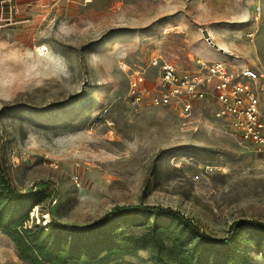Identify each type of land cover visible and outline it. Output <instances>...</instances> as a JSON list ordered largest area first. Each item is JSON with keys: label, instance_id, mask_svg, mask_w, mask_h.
<instances>
[{"label": "rangeland", "instance_id": "374dc122", "mask_svg": "<svg viewBox=\"0 0 264 264\" xmlns=\"http://www.w3.org/2000/svg\"><path fill=\"white\" fill-rule=\"evenodd\" d=\"M260 1L258 21L251 0H95L28 39L1 30L4 164L19 191L47 197L30 224L53 218L84 227L140 205L178 210L214 239H232L236 221L264 222V155L214 119L209 105L184 117L126 97L133 71L144 73L145 90L156 87L149 65L160 56L189 71L198 59L251 67L264 99ZM244 246L243 264H264L261 250ZM111 264L152 263L139 251Z\"/></svg>", "mask_w": 264, "mask_h": 264}, {"label": "trees", "instance_id": "16d2710c", "mask_svg": "<svg viewBox=\"0 0 264 264\" xmlns=\"http://www.w3.org/2000/svg\"><path fill=\"white\" fill-rule=\"evenodd\" d=\"M46 198L40 191L22 193L14 186L0 136V233L27 264H111L139 251L152 264H243V242L264 253V222L236 221L232 239H214L169 207L116 208L84 227L53 218L44 226L30 224L33 209Z\"/></svg>", "mask_w": 264, "mask_h": 264}, {"label": "built area", "instance_id": "2783aa9c", "mask_svg": "<svg viewBox=\"0 0 264 264\" xmlns=\"http://www.w3.org/2000/svg\"><path fill=\"white\" fill-rule=\"evenodd\" d=\"M92 0H83L84 4ZM255 20L261 18L259 0H253ZM16 0H0V31L15 28L29 21L18 18ZM53 21V20H51ZM256 32L246 38L253 42ZM192 71L178 69L160 56L152 57L156 68V87L143 88L144 73L133 71L129 77L127 98L139 105L147 100L152 107H169L179 116H188L196 104L206 103L214 119L222 121L232 135L264 155V99L259 94V73L251 67L235 70L225 62L198 59Z\"/></svg>", "mask_w": 264, "mask_h": 264}, {"label": "crops", "instance_id": "0c3cea01", "mask_svg": "<svg viewBox=\"0 0 264 264\" xmlns=\"http://www.w3.org/2000/svg\"><path fill=\"white\" fill-rule=\"evenodd\" d=\"M94 1L84 4L83 0H16L19 10L18 18L29 21L15 27L17 29L16 34L28 39L43 23L55 24L60 20V17L70 13L76 6H88ZM259 2L261 4L260 0ZM252 5L253 0H251V10ZM2 236L5 241L3 244L0 243V264H27L19 259L9 239L4 235Z\"/></svg>", "mask_w": 264, "mask_h": 264}, {"label": "water", "instance_id": "95a60500", "mask_svg": "<svg viewBox=\"0 0 264 264\" xmlns=\"http://www.w3.org/2000/svg\"><path fill=\"white\" fill-rule=\"evenodd\" d=\"M201 34H202L203 38H204L209 44H211L212 46H214V45L210 42L209 35H208V33H207L206 30H202V31H201Z\"/></svg>", "mask_w": 264, "mask_h": 264}, {"label": "bare ground", "instance_id": "6f19581e", "mask_svg": "<svg viewBox=\"0 0 264 264\" xmlns=\"http://www.w3.org/2000/svg\"><path fill=\"white\" fill-rule=\"evenodd\" d=\"M209 35V34H208Z\"/></svg>", "mask_w": 264, "mask_h": 264}]
</instances>
